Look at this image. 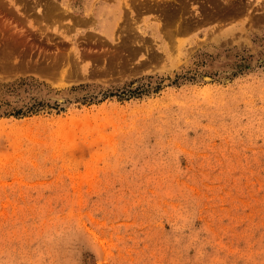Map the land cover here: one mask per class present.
Here are the masks:
<instances>
[{
	"label": "rangeland",
	"instance_id": "374dc122",
	"mask_svg": "<svg viewBox=\"0 0 264 264\" xmlns=\"http://www.w3.org/2000/svg\"><path fill=\"white\" fill-rule=\"evenodd\" d=\"M116 1L0 0V264H264V0Z\"/></svg>",
	"mask_w": 264,
	"mask_h": 264
},
{
	"label": "bare ground",
	"instance_id": "6f19581e",
	"mask_svg": "<svg viewBox=\"0 0 264 264\" xmlns=\"http://www.w3.org/2000/svg\"><path fill=\"white\" fill-rule=\"evenodd\" d=\"M124 1V4L123 5H121L120 4V2H119V0H117L116 2H114V10H115V12L117 13V17L118 16H121L122 14H120L121 13V11L123 10V8H128L130 5L128 4V2L127 1H125V0H123ZM159 1V0H158ZM103 8H105V6L103 7ZM67 9V8H66ZM100 9V8H99ZM103 10V9H102ZM129 10V9H128ZM105 11V10H104ZM107 11H109V8L107 9ZM55 12V11H54ZM102 12V11H101ZM129 12V11H128ZM112 13V12H111ZM116 15V14H115ZM121 19V18H120ZM104 22H106V20H102L101 21V23H104ZM106 23H108V22H106ZM117 24V23H116ZM115 28V27H114Z\"/></svg>",
	"mask_w": 264,
	"mask_h": 264
}]
</instances>
